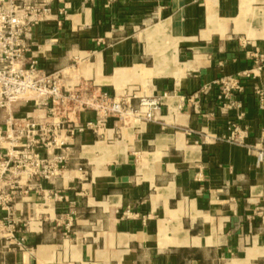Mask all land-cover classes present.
Returning <instances> with one entry per match:
<instances>
[{"label": "crops", "instance_id": "0c3cea01", "mask_svg": "<svg viewBox=\"0 0 264 264\" xmlns=\"http://www.w3.org/2000/svg\"><path fill=\"white\" fill-rule=\"evenodd\" d=\"M66 1L62 24L34 27L30 55L70 87L161 97V114L76 135L44 184L58 196L16 201L25 247L0 238V264H264V61L251 54H264V0ZM228 76L244 86L233 107L218 100Z\"/></svg>", "mask_w": 264, "mask_h": 264}, {"label": "built area", "instance_id": "2783aa9c", "mask_svg": "<svg viewBox=\"0 0 264 264\" xmlns=\"http://www.w3.org/2000/svg\"><path fill=\"white\" fill-rule=\"evenodd\" d=\"M56 2L62 5L55 8ZM69 10L66 0H0V238L14 240L8 247H25L24 236H14L16 201L31 190L58 196L44 184H53L65 171L76 135L87 130L98 133L112 119L139 127L161 114V97L143 95L133 105L132 97L112 96L85 84L70 87L61 82V71H51L30 55L34 27L54 19L62 24ZM251 54L260 69L264 54L259 49ZM217 83H221L218 100L233 107V95L244 90L242 82L228 76ZM28 105L31 109L24 112ZM85 111L94 112L95 119L77 122ZM227 126L226 139L234 141L237 125L230 119ZM259 213L264 219L263 210ZM22 225L29 228L30 220ZM71 227L72 217L67 223Z\"/></svg>", "mask_w": 264, "mask_h": 264}]
</instances>
